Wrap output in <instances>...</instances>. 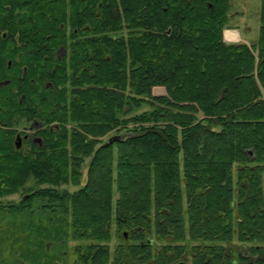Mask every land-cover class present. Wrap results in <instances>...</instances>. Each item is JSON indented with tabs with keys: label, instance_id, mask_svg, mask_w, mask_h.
Returning <instances> with one entry per match:
<instances>
[{
	"label": "trees",
	"instance_id": "1",
	"mask_svg": "<svg viewBox=\"0 0 264 264\" xmlns=\"http://www.w3.org/2000/svg\"><path fill=\"white\" fill-rule=\"evenodd\" d=\"M231 13L0 0V197L33 183L0 213L51 220L23 240L66 259L73 239L74 264H264V0L251 44L223 40ZM34 120L41 143L16 147Z\"/></svg>",
	"mask_w": 264,
	"mask_h": 264
},
{
	"label": "rangeland",
	"instance_id": "2",
	"mask_svg": "<svg viewBox=\"0 0 264 264\" xmlns=\"http://www.w3.org/2000/svg\"><path fill=\"white\" fill-rule=\"evenodd\" d=\"M260 4L261 0H231V11L241 10L243 13L233 14L229 19L228 25H237L243 37L248 41H255L258 36ZM235 36V30L227 29L226 38H234ZM19 130H21V128H19ZM114 132L115 131L109 132L103 136L101 140H107ZM87 160L88 158L85 159L82 168L86 165ZM81 180L83 179L81 178ZM30 185H33L31 181L26 183L23 189H20L18 192L1 196L0 205L8 209V207L18 201L23 193L27 192L26 189ZM39 186H42L40 188H44L46 185L41 184ZM56 187L58 190L74 191L79 187V184L61 183ZM38 209L39 208L26 209L14 215L9 213L8 210H2L0 213V264H72L71 260L74 255L70 250L77 244V241L73 239H69L66 242V247L70 252L66 259L55 258V249L52 248V241H43V246H46L45 248H47V246L49 247L45 250L46 253H40L38 249L40 248L38 247L40 245V240L38 237L34 239L33 242L23 240V238L25 236L27 237L30 233L29 230L33 231L29 229L28 224H47L51 222L50 217H48V211L40 210L42 211L40 215ZM13 226L19 228L14 229ZM50 229L54 230L52 227Z\"/></svg>",
	"mask_w": 264,
	"mask_h": 264
},
{
	"label": "flooded vegetation",
	"instance_id": "3",
	"mask_svg": "<svg viewBox=\"0 0 264 264\" xmlns=\"http://www.w3.org/2000/svg\"><path fill=\"white\" fill-rule=\"evenodd\" d=\"M65 49V48H64ZM59 50V49H58ZM57 50V51H58ZM65 53V51L63 52ZM58 56V55H57ZM10 62H8V65ZM3 81V80H0ZM1 87V86H0ZM24 95L21 96V99H23ZM38 128V127H37ZM37 128L34 129H29V125L23 126L21 130L17 133L20 137V146L22 145L24 140H31L33 142H38L39 144L41 143V138L40 136L36 135ZM16 135V136H17ZM40 138V141H36L35 138ZM71 263L74 264V258L71 260ZM181 264H185L183 261H180Z\"/></svg>",
	"mask_w": 264,
	"mask_h": 264
},
{
	"label": "water",
	"instance_id": "4",
	"mask_svg": "<svg viewBox=\"0 0 264 264\" xmlns=\"http://www.w3.org/2000/svg\"><path fill=\"white\" fill-rule=\"evenodd\" d=\"M65 51L64 47H60L59 50L57 51V55H58V58L61 56V54H63V52ZM8 83V80H3V81H0V86L2 85H5ZM40 122L37 121V120H34L30 125H29V129H34V128H37L38 126H40ZM122 136L121 135H114L112 137H110L106 143H109L111 142L112 140L114 139H121ZM36 141H40V138H35ZM15 144H16V147H19L20 146V137L19 135L16 136V140H15ZM29 196V193H25L22 195V198H27Z\"/></svg>",
	"mask_w": 264,
	"mask_h": 264
},
{
	"label": "crops",
	"instance_id": "5",
	"mask_svg": "<svg viewBox=\"0 0 264 264\" xmlns=\"http://www.w3.org/2000/svg\"><path fill=\"white\" fill-rule=\"evenodd\" d=\"M241 13H243V11H241V10H239V11L238 10H234V11H232L231 16H233V14H241ZM228 26H229V28H225L223 30V32H222V38H223V40L225 42H245L247 44H251V43L254 42V41H248L246 38H244L243 35H242V33L240 32L239 27L237 25H235V26L228 25ZM227 29L228 30H235L236 31V36L234 38H226L225 37V31Z\"/></svg>",
	"mask_w": 264,
	"mask_h": 264
},
{
	"label": "bare ground",
	"instance_id": "6",
	"mask_svg": "<svg viewBox=\"0 0 264 264\" xmlns=\"http://www.w3.org/2000/svg\"><path fill=\"white\" fill-rule=\"evenodd\" d=\"M17 10V9H16ZM70 51V50H69ZM229 61V60H228ZM262 69V68H261ZM263 70V69H262ZM51 71H52V69H51ZM121 102H122V100H121ZM128 103V102H127ZM119 106V105H118ZM117 106V107H118ZM116 107V108H117ZM86 125V124H85ZM41 128V127H40ZM71 129H72V127H70ZM156 129V128H155ZM97 130V129H96ZM81 133V132H80ZM153 133V132H152ZM74 134H75V132H74ZM82 134V133H81ZM84 135V134H83ZM163 135V134H162ZM88 137V136H87ZM163 138V137H162ZM79 140V139H78ZM82 142H83V140H82ZM81 142V143H82ZM94 142V141H93ZM144 146V145H143ZM207 146V145H206ZM21 148V147H20ZM133 148V147H132ZM205 150V149H204ZM173 155V154H172ZM197 155V154H196ZM200 157V156H199ZM134 158H135V156H134ZM11 159V158H10ZM13 159V158H12ZM133 159V158H132ZM79 161V160H78ZM200 162H201V160H199ZM17 162V161H16ZM19 164V163H18ZM225 164V163H224ZM169 165H171V164H169ZM168 165V166H169ZM188 165V164H187ZM197 165V164H196ZM171 167V166H170ZM188 167V166H187ZM198 167V166H197ZM195 168V167H194ZM20 169H21V167H20ZM140 169V168H139ZM25 170V169H24ZM191 170V169H190ZM73 172V171H72ZM141 173V172H140ZM75 175V174H74ZM58 177V176H57ZM76 177V176H75ZM72 178H73V176H72ZM139 180H141V179H139ZM145 180V179H144ZM57 181V180H56ZM144 184V183H143ZM126 185H128V184H126ZM102 186V185H101ZM100 186V187H101ZM130 193V192H129ZM126 194V193H125ZM132 196V195H131ZM93 198V197H92ZM97 201V200H96ZM163 201V200H162ZM96 203V202H95ZM90 205V204H89ZM180 205V204H179ZM96 206V205H95ZM195 206V205H194ZM98 209V208H97ZM97 209H95V210H97ZM107 209V208H106ZM92 210V209H91ZM107 211H108V209H107ZM187 211V210H186ZM100 212V211H99ZM175 221V220H174ZM4 225V224H3ZM178 230V229H177ZM27 231V230H26ZM25 232V231H24ZM10 240V239H9ZM115 246V245H114ZM264 246V245H263ZM114 250V249H113Z\"/></svg>",
	"mask_w": 264,
	"mask_h": 264
}]
</instances>
